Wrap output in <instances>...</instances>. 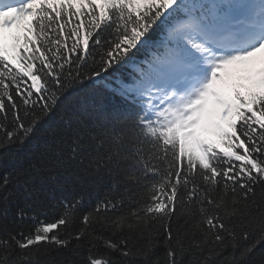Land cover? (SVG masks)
Returning <instances> with one entry per match:
<instances>
[{
  "label": "snow or ice",
  "instance_id": "1",
  "mask_svg": "<svg viewBox=\"0 0 264 264\" xmlns=\"http://www.w3.org/2000/svg\"><path fill=\"white\" fill-rule=\"evenodd\" d=\"M100 87L110 105L75 102ZM51 120L57 166L119 179L74 237L60 229L80 199L53 222L33 214L27 234L0 229V264H55L36 257L94 223L121 259L82 264H182L192 250L215 264L228 247L223 264H250L264 247V0H0V148ZM121 184L137 191L117 198Z\"/></svg>",
  "mask_w": 264,
  "mask_h": 264
},
{
  "label": "trees",
  "instance_id": "2",
  "mask_svg": "<svg viewBox=\"0 0 264 264\" xmlns=\"http://www.w3.org/2000/svg\"><path fill=\"white\" fill-rule=\"evenodd\" d=\"M75 102L85 107L99 105L101 102L110 105L111 93L102 87L95 90L85 88ZM55 125L56 120L48 121L35 137L24 144L0 148V185H3L5 177L9 178V184L6 187H0V229L7 227L14 234L18 231L27 234L34 230L33 221L30 219L33 214H39L41 220L53 222L63 213L64 201L80 199L81 202L71 217V223L66 229H60L62 235L67 232L74 237L84 227L83 215L93 212L112 185L117 183L118 176L104 171H101L99 175L85 174L82 171L73 174L72 170L57 166L54 162L55 158L47 154L44 148L45 141L50 139L47 128ZM33 164L36 166L35 169H30ZM26 169L30 170L25 171ZM126 187L137 191L135 185L121 184L119 193L116 194L117 198L119 194L124 193ZM21 208L25 212L23 219L17 217V210ZM5 209H7V215H4ZM126 210V207L120 208L117 212H109L107 215H116L119 211ZM93 233L111 237L113 240L117 238L110 231L103 230L99 223H94L88 228V235L85 238L71 239L69 247L38 254L36 259L41 262L55 261V264H82L85 257L92 253L100 256L110 254L116 260L121 259L117 253H110L102 242L94 240ZM231 252V247L225 248L219 256L213 257L215 264H223ZM163 253V247L157 248L150 260H155ZM207 255V250L186 252L182 258V264H199L200 259ZM249 260L250 264H264V247L258 246ZM127 264H146V262L142 257H134L127 261Z\"/></svg>",
  "mask_w": 264,
  "mask_h": 264
}]
</instances>
